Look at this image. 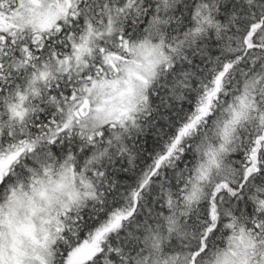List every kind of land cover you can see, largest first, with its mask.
<instances>
[{"label":"snow or ice","instance_id":"snow-or-ice-1","mask_svg":"<svg viewBox=\"0 0 264 264\" xmlns=\"http://www.w3.org/2000/svg\"><path fill=\"white\" fill-rule=\"evenodd\" d=\"M0 264H264V0H0Z\"/></svg>","mask_w":264,"mask_h":264}]
</instances>
